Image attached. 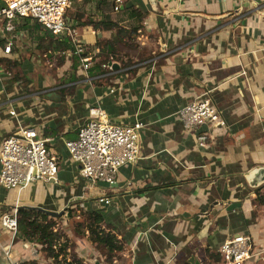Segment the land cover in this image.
<instances>
[{"label": "crops", "instance_id": "obj_1", "mask_svg": "<svg viewBox=\"0 0 264 264\" xmlns=\"http://www.w3.org/2000/svg\"><path fill=\"white\" fill-rule=\"evenodd\" d=\"M83 3L95 8L98 22H127L126 5L146 12L139 30L154 37H142L139 48L147 45L158 54L137 61L129 51L127 56L110 52L116 44L122 50L114 29L95 28L91 18H72L94 59L85 70L67 50L54 68L64 50L54 49L48 65L42 58L48 53L42 54L28 28L19 27L22 19L8 31L0 18V148L6 136L35 127L50 138L59 163L58 182L0 186L2 210L41 208L64 211L60 217L68 218L70 210L77 217L100 210L104 227L122 249L95 264H225L220 247L240 234L249 235L259 251L244 264H264V203L256 200L264 183L250 182L264 166V0H124L117 18L112 0ZM206 93L228 127L200 146L176 112ZM94 106L113 121L140 120L147 128L140 159L121 168L109 187L81 177L66 146ZM36 244L0 222V264H10L2 246L11 247L14 260L42 264ZM86 245L87 240L77 245L78 257H84ZM89 259L84 263L91 264Z\"/></svg>", "mask_w": 264, "mask_h": 264}, {"label": "built area", "instance_id": "obj_2", "mask_svg": "<svg viewBox=\"0 0 264 264\" xmlns=\"http://www.w3.org/2000/svg\"><path fill=\"white\" fill-rule=\"evenodd\" d=\"M73 1L0 0V18L6 21L8 31L15 29L17 19L32 20L55 37L67 40L73 45L82 68L88 70L94 55L82 41L77 25L67 16ZM112 1L113 11L120 12L124 0ZM12 45L9 41L5 46L7 53L12 51ZM176 115L186 131L196 134L200 146L207 145L214 130L228 127L222 111L207 93L181 107ZM143 127L140 120L131 124L119 123L109 119L100 107H92L89 117L79 126L77 137L66 142L72 159L80 164L81 177L93 185L100 182L114 184L123 165L134 164L140 159ZM49 143L50 138L35 127L6 136L0 148V186L12 189L42 180L58 182L59 163ZM100 202L110 204L111 200L100 198ZM0 222L6 231L18 234V207L3 211L0 205ZM2 252L10 264H30L27 260H14L10 246H2ZM220 252L225 264H244L259 254L252 238L246 234L226 240Z\"/></svg>", "mask_w": 264, "mask_h": 264}, {"label": "rangeland", "instance_id": "obj_3", "mask_svg": "<svg viewBox=\"0 0 264 264\" xmlns=\"http://www.w3.org/2000/svg\"><path fill=\"white\" fill-rule=\"evenodd\" d=\"M84 0L82 2L80 1H73L71 7L68 9L67 11V16L69 19L72 20V18H74V20L76 21L77 19H79L78 21H81V18H84V20H98L97 17V12L95 11V8L93 6L90 5H86L88 7V9H85V3H83ZM81 10H83L81 12ZM96 13V14H95ZM121 13V12H120ZM77 14H82L80 15L81 17H79ZM125 17L126 15L123 14ZM120 14L119 12L115 13V18L119 17ZM127 22H122L121 25L122 26H129L130 29H132L133 27L142 24L143 28V22L145 19H143L142 21H138L136 18H132V17H128L127 19H124ZM74 21V22H75ZM76 24V23H75ZM39 24L32 21V20H22L20 22L19 27L22 28H28L29 29V37H35L36 42L41 46L40 49L42 51V54L44 52L48 53V58L46 57H42L44 59V61H46L48 63V65H50V63L52 64V59L51 56L54 55L53 51L54 49H56V44L53 43V45L51 44L56 38H52L53 36H51L49 33V31L45 30L41 25L40 28L38 29ZM126 28V27H125ZM117 29H114V31H116ZM41 32H44L42 35L40 34ZM147 37V40H150L152 37H154V35L149 31L146 30L145 28L142 30H138L137 33H131L129 35H125L124 39L121 40V47L122 50H120V47L116 44L115 45V52L119 53V54H123L125 56H127V53H125L126 51H129L130 55L133 53L134 56L131 57H136L135 60L139 61L142 60L144 58H149L152 57L154 55H157L158 53L154 54L152 53V51H155L154 49H152L151 51H149L148 48H146V46H143L145 48H139L141 47V45L143 44V41L141 40L142 37ZM48 41L47 43L50 44H44L43 42ZM51 51V52H49ZM131 51V52H130ZM151 52V53H150ZM159 52V51H156ZM40 53V51H39ZM66 53H68V51L66 50ZM65 51H62L61 56H57L56 55V63L54 68H56L57 64H61L63 62V59L66 56ZM129 57V56H128ZM48 59V60H47ZM51 61V62H50ZM53 65V64H52ZM217 106V105H216ZM218 107V106H217ZM131 124V123H129ZM145 130H147L145 124L144 127L141 129V138L143 136V134L145 133ZM218 130V129H216ZM216 130H214L213 132H215ZM142 147V145H141ZM133 163H127L125 165H123L121 168L126 167V166H130ZM120 168V169H121ZM2 187V186H1ZM3 188V187H2ZM264 193V189H262V192ZM73 212V217L72 218H68V217H60L57 218L55 220V231H57L58 234V242H56L57 244V250L59 249L60 243L63 244L64 242H67L68 248L65 251L66 255H61L59 257L58 260H53L51 257L48 256V254L46 253V247L47 244H41L39 243L36 239L33 240H29V243L31 242V244L33 243H37L35 245V248H39L41 251V259H42V264H64L65 262V257L67 259L70 260H76L78 262H80V264H85L84 261L86 260V258H90L89 262H91V264H95L96 259H110L112 258V254L116 253V251L114 250L113 252L109 250L108 247L104 246L103 244H97L96 242H93L90 239V233L87 229V221L86 218L84 216L82 217H77L78 212H76L75 210L72 211ZM87 240L88 241V245L86 249H84V257H78V253H77V245L80 243V241H84ZM118 243V241H117ZM31 247H33V245H31ZM91 247H95V249L91 248ZM64 253V254H65ZM107 259V260H108ZM92 260V261H90Z\"/></svg>", "mask_w": 264, "mask_h": 264}, {"label": "trees", "instance_id": "obj_4", "mask_svg": "<svg viewBox=\"0 0 264 264\" xmlns=\"http://www.w3.org/2000/svg\"><path fill=\"white\" fill-rule=\"evenodd\" d=\"M2 5V2H0ZM125 11H128L129 17L136 18L138 21H142L146 17V12L142 11L135 6H125ZM90 22L94 25L95 28L101 27L102 29H117V36L123 40L125 35L131 33H137L138 30L142 27V24H139L132 29H127L121 27L119 22L112 20L105 21H92ZM52 38H56L51 44H56V49L60 50H71L74 51V47L67 40H61L54 36L51 32L49 33ZM50 44V43H49ZM50 44V45H51ZM116 50L115 46H109V51L114 52ZM264 189V185H261L256 189L257 198L261 203H264V193H261ZM73 212L70 210V217H73ZM87 221V229L90 233V239L97 244H103L108 247L110 251L122 249V246L117 243V237L111 231H108L104 227L105 217L100 210L90 209L87 213L83 214ZM19 217V232L21 236L25 239L37 240L41 244H47L46 253L53 260H58L61 255H66L65 251L68 248L67 242L63 244L60 243L59 249L57 250L58 234L55 231V220L56 218L50 216L48 213L41 211L37 208H26L22 207L18 209ZM65 253V254H64ZM30 264H38L36 261H29ZM64 264H80L76 260H69L65 257Z\"/></svg>", "mask_w": 264, "mask_h": 264}, {"label": "water", "instance_id": "obj_5", "mask_svg": "<svg viewBox=\"0 0 264 264\" xmlns=\"http://www.w3.org/2000/svg\"><path fill=\"white\" fill-rule=\"evenodd\" d=\"M1 90H3V82L0 79V91ZM250 182H251V185L254 187L260 186L261 184L264 183V166L256 169L255 174H253L252 177L250 178ZM100 185L103 187H109L112 184H109L108 182H100ZM234 207H235V204L231 206V208H234ZM38 209H41V208H38ZM46 213H48L49 215L53 217H60L64 214V211H60V212L46 211Z\"/></svg>", "mask_w": 264, "mask_h": 264}]
</instances>
